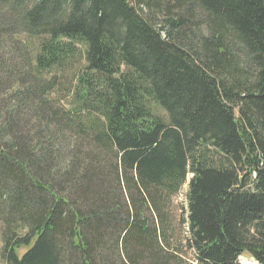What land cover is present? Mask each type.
I'll return each instance as SVG.
<instances>
[{"label":"trees","instance_id":"obj_1","mask_svg":"<svg viewBox=\"0 0 264 264\" xmlns=\"http://www.w3.org/2000/svg\"><path fill=\"white\" fill-rule=\"evenodd\" d=\"M0 230L5 264H264V0H0Z\"/></svg>","mask_w":264,"mask_h":264},{"label":"rangeland","instance_id":"obj_2","mask_svg":"<svg viewBox=\"0 0 264 264\" xmlns=\"http://www.w3.org/2000/svg\"><path fill=\"white\" fill-rule=\"evenodd\" d=\"M21 41H23L26 45L30 47L31 50H35V47L37 45V40L33 38H29L26 35H21L19 38ZM76 70L67 71V73L60 74L58 73L57 76H59V84L54 90V92L51 93V98L56 100L60 105H62L65 108H68L69 103V96H68V86L69 82L74 78V72ZM153 111L158 114L160 117L165 118V114L163 111L159 110L158 108H153ZM191 178V175L188 174L186 178V182L181 187L179 193L171 198L170 204H171V210H170V216L171 220H173L174 225L173 229L175 231H172V246L177 247L179 249H182V251H185L184 249V241H185V233L186 228L184 224H181L180 220L186 219V199L185 194L187 192V186L189 183V180ZM2 236H1V230H0V264H5V262L2 259L1 256V248H2ZM183 247V248H182ZM25 251V249L20 250V254H22ZM244 258L241 259L240 264H246L248 259H245L247 256L243 255ZM185 260L192 261V255L188 252L184 256Z\"/></svg>","mask_w":264,"mask_h":264},{"label":"bare ground","instance_id":"obj_3","mask_svg":"<svg viewBox=\"0 0 264 264\" xmlns=\"http://www.w3.org/2000/svg\"><path fill=\"white\" fill-rule=\"evenodd\" d=\"M238 260V259H237Z\"/></svg>","mask_w":264,"mask_h":264}]
</instances>
